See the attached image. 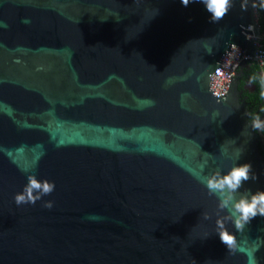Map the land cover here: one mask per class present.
<instances>
[{"label": "water", "instance_id": "95a60500", "mask_svg": "<svg viewBox=\"0 0 264 264\" xmlns=\"http://www.w3.org/2000/svg\"><path fill=\"white\" fill-rule=\"evenodd\" d=\"M262 1L0 0V264H264V217L230 251L199 179L264 191ZM31 173L55 190L17 205Z\"/></svg>", "mask_w": 264, "mask_h": 264}, {"label": "clouds", "instance_id": "9594fccd", "mask_svg": "<svg viewBox=\"0 0 264 264\" xmlns=\"http://www.w3.org/2000/svg\"><path fill=\"white\" fill-rule=\"evenodd\" d=\"M181 2L187 7L190 2H196V0H181ZM199 2L203 3L206 10L211 14L210 22L212 23L221 21L233 6L232 0H199ZM242 10H246L244 5H242ZM252 129L253 131L264 132V121L259 117L253 118ZM237 159H239V155ZM203 172L204 166L202 165L199 177L201 183L204 184L210 195L217 198L218 208L227 212L224 219L217 220L216 233H218L221 242L230 251H233L236 249L237 239L235 234L226 227L224 221L231 222L238 231H243L253 218L258 215L264 217V191H256L255 193L250 189L240 191L244 182L250 179H258L253 173L250 163L234 166L226 174L216 171L210 175H204ZM27 180L23 190L14 197L17 205H35L37 201L53 193L56 187L54 181L38 179L35 173L29 174ZM53 206L54 202L51 200L44 203V207L48 209ZM209 218L207 214L204 215V219Z\"/></svg>", "mask_w": 264, "mask_h": 264}, {"label": "built area", "instance_id": "2783aa9c", "mask_svg": "<svg viewBox=\"0 0 264 264\" xmlns=\"http://www.w3.org/2000/svg\"><path fill=\"white\" fill-rule=\"evenodd\" d=\"M262 4H264V0L260 5ZM258 7L256 8V24L258 27L259 42L256 48V63L260 67L264 77V11L261 12L258 10Z\"/></svg>", "mask_w": 264, "mask_h": 264}, {"label": "trees", "instance_id": "16d2710c", "mask_svg": "<svg viewBox=\"0 0 264 264\" xmlns=\"http://www.w3.org/2000/svg\"><path fill=\"white\" fill-rule=\"evenodd\" d=\"M258 10H260L261 12H263L264 11V7H262V5H260L259 7H258ZM259 67V66H258ZM259 69H260V67H259ZM261 134H262V136L264 137V132H260Z\"/></svg>", "mask_w": 264, "mask_h": 264}, {"label": "rangeland", "instance_id": "374dc122", "mask_svg": "<svg viewBox=\"0 0 264 264\" xmlns=\"http://www.w3.org/2000/svg\"><path fill=\"white\" fill-rule=\"evenodd\" d=\"M263 137V136H262ZM264 138V137H263Z\"/></svg>", "mask_w": 264, "mask_h": 264}]
</instances>
